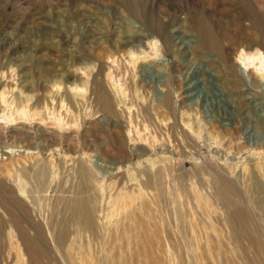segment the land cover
I'll list each match as a JSON object with an SVG mask.
<instances>
[{
  "label": "rangeland",
  "instance_id": "obj_1",
  "mask_svg": "<svg viewBox=\"0 0 264 264\" xmlns=\"http://www.w3.org/2000/svg\"><path fill=\"white\" fill-rule=\"evenodd\" d=\"M236 4L237 0H0V110H12L13 101L26 96H33L30 106L39 110L30 120L0 118V171L6 172L1 178L18 193L20 182L7 175L8 165H47L49 187L34 191L47 198V206L58 196L75 194L67 185L77 181L80 164L96 170L102 184L95 210L102 237L90 239L86 232L66 244L50 241L43 245L48 257L42 262L264 264V232L254 229V241L233 228L213 193L210 176L223 173L242 186L237 174L247 176L248 163L258 174L264 166V148H228L240 146L237 140L243 136L251 144L264 141V80L252 70L240 73L232 48L226 50V64L218 53L201 51L196 30L203 12L213 24V19L230 15ZM153 38L162 46L159 55L147 49ZM170 40L181 42V47ZM132 49L135 53L129 55ZM140 74L150 84L142 85ZM190 78L199 83L193 92L197 96L187 100L182 90ZM96 81L110 94L117 117L95 102ZM182 101L199 108V117L208 123L203 134L208 127L220 130L226 125V148L197 137L182 120L188 108H182ZM159 115L171 121L177 117L174 132ZM59 121L65 124L62 130L56 126ZM95 126L103 131L92 147L87 141L93 140ZM158 170L166 174L147 184L146 172ZM26 186L31 195V185ZM122 194L134 198L128 202ZM248 196L253 203L258 199ZM27 203L34 214L40 213ZM3 209L0 206L4 214ZM2 246L0 264H41L32 261V253L41 252L37 244L11 241Z\"/></svg>",
  "mask_w": 264,
  "mask_h": 264
},
{
  "label": "bare ground",
  "instance_id": "obj_2",
  "mask_svg": "<svg viewBox=\"0 0 264 264\" xmlns=\"http://www.w3.org/2000/svg\"><path fill=\"white\" fill-rule=\"evenodd\" d=\"M236 5H237L236 8H234V10L230 12V15H228L226 18L222 16L221 18L213 19L214 20L213 24L211 23L213 21L210 22V20L206 17V14L204 12L203 14L199 15L196 21V30L201 36L200 50L201 51L212 50L214 51V53L215 52L218 53L219 58L221 57L222 62L224 61L226 64L228 63V57H229L228 56L229 52L226 53V50L227 48H232L233 52L236 53L235 57H237L238 60L237 62L240 63V65L237 64L239 72L241 73V70H244L245 72H247L248 70L249 71L252 70L251 72H253L259 78L264 80V0H237ZM136 6L137 5H135V7ZM245 20L248 21L249 23H245ZM170 43L174 47L177 45L181 47V42L177 43L175 40H170ZM142 45L143 43L141 45H138L137 49ZM147 49H150L149 52H151L152 54L159 55L162 50V46L157 42L155 38H153L151 39V44L149 47H147ZM127 52L129 53V55H132L135 53V49L134 50L132 49L131 51H127ZM183 53L187 54L186 51H183ZM145 58L146 57H144V59ZM136 64L137 62H135V65ZM147 66H149V64ZM231 66L232 64L229 65V67ZM138 76L141 77V81L143 83L142 85L150 84V82H148L147 79L143 78L141 74ZM189 81H191L189 86L186 84L187 86L186 87L183 86V90H182L185 94L183 99H187V100L192 99L193 96H197V93H193V92H195L194 90L199 83L198 79L192 80V78H190ZM151 87L154 88V85L151 84ZM95 88H96V90H94L95 102L99 105L100 110H106L107 113L110 114L111 116L117 117L118 114L114 108L112 98L108 93V91L103 86V84L101 83V81L95 82ZM1 97L4 96L2 95ZM31 100H33V96H26L22 101L20 99L13 101L14 103H16V107H14L12 110H9L7 106L3 107V109L0 110V118L13 120V121L15 119H24V120L32 119V117L35 114L39 113V110L37 109V106L35 108L34 107L32 108L30 106L29 102ZM36 101L37 104L40 103L39 98H36ZM181 105L182 108L188 107L187 109H184L182 111L181 114L184 117L182 119L181 116V119L185 121V124L188 125L190 129L194 130V133L197 135L199 139L208 138L213 143L218 144L220 148L221 147L226 148L225 147L226 142H224L225 138L223 135L224 130H226L225 127L226 125H223L224 123L222 124V122H220L222 124L220 125L222 126V129L216 130L218 128L212 129L208 127L206 133L203 134V130H205V127H207L208 123L203 121L202 115L199 117V113H200L199 108L194 105H187L185 101H182ZM159 117L161 118L162 122L167 124L168 129L174 132L175 121L177 120V117L174 116L173 121H171V117H163V116L161 117L160 115ZM222 118L229 119L227 117H222ZM58 120L60 119L58 118ZM56 126L61 130L65 128V124L62 121H59V123L57 122ZM102 131L103 129L100 126L92 129L90 134L91 136H93V140L91 141L88 140L87 141L88 144H90L92 147L97 146L98 141L100 140V133H102ZM109 132L111 137L114 136L113 134H111L112 132L111 130ZM255 132L257 131L255 130ZM184 135L189 139H192L190 135L187 134ZM237 141L239 142L238 144H240V146H236L232 144L230 145L231 147L229 146L228 148L229 149L234 148L236 150L238 149L241 151L244 149L249 150V148L260 151L261 149L264 148V141L254 142L251 144L250 141L247 138H245V136H243L240 139V141L239 140ZM101 149H103V147L100 148V150ZM248 164L250 165L249 167L250 170H248L249 174L247 176H241L237 174V178L242 183V186H244L245 189L242 188V186L240 185L234 184L232 180L223 173H216V174L210 173V176L214 181L212 186V188L214 189L213 193L218 198V200H220L223 203L224 207L226 208L228 214V221L232 222V224L234 225L233 228L235 227L238 233L245 234L246 237H248L250 240L258 241V237H256V235L253 234L254 233L253 230L255 229V230H259V232L260 231L264 232V219L260 216V213L257 211L256 209L257 207H255L256 206L255 204H258L257 206L260 208L262 212H264V166L263 165L259 166L261 174H258V172L253 167V165H251V163ZM13 166L14 165H12V167ZM12 167H9L8 165V167H6L5 170L7 171V175L10 178L11 177L12 179L14 178L13 179L14 182L15 181H18L17 183L20 182L18 193L15 191L16 188L14 189L15 186L6 183L1 178L2 177L1 174L6 172L3 170L0 171V206L2 207L3 205L4 207L3 209L4 214L0 211V256L3 255L2 245L7 242L14 241L17 244L19 243V244H24V245L26 244L31 246L37 244L41 246L40 247L41 252L32 253V261L40 262L41 264H48V262L45 261L42 262V259L45 256L48 257L47 250L43 248L44 244L49 243L50 241H54L55 243L58 244H66L70 241L71 242L76 241L78 239L79 234L86 232L89 233L90 239L98 240L99 238L102 237L101 232L97 230L98 224L95 215V210H97L96 208L98 207V203L101 202V198H102L101 195L102 184L99 182L100 179H99V175L96 173V170L94 171L93 168L80 164L78 167V172H77L78 174L76 176L77 181L76 182L74 181L75 183H73V181L72 182L70 181L71 183L67 185L69 186L68 191L73 192L75 194L68 196H58L54 200L50 201L47 206V201H46L47 198L38 195L36 193L40 191H45L49 187L48 185L49 184L48 175L50 173L49 167L40 162L33 163L32 166L26 168L17 169ZM99 168H102L101 165L99 166ZM149 172H146L147 176L145 174V176L147 177L146 178L147 184H151V183L153 184L154 180H159L164 176V174H166L165 171H159V170L158 172L156 171V173L154 174H151ZM15 173L17 175H15ZM241 177H246V178L244 179V181H241L242 180ZM161 182L162 181L160 180V183ZM28 183L31 185L30 188V191L32 190L31 195L27 193L28 191L26 189L27 187L26 184L28 185ZM113 188L115 187L113 186ZM34 191L36 193H34ZM244 191L247 193V196H245ZM25 192L26 194H28L27 196L25 195L26 197L24 196ZM127 193L128 192L126 190V194ZM249 193L258 196V199L256 198L254 203L250 199L251 195L250 197L248 196ZM124 194L122 195L125 196L126 194L125 195ZM23 196L25 197V199L23 198ZM131 196L132 195H129L128 198L132 200V198L134 197L131 198ZM134 196H137L138 198L139 194H136ZM28 197H31V200ZM119 197L120 196H118V198ZM125 198L127 197L125 196ZM129 199L128 202L130 201ZM114 201L116 200L114 199ZM122 201L124 202L123 199ZM27 202L36 205L37 206L36 208H38L40 213L37 212L36 214H34L33 210L31 209L30 205ZM132 206L134 205L132 204ZM114 211L115 210H113V212ZM108 215H112V214H108ZM7 228H11V231H9V233H7L6 231ZM85 235L82 236L80 235L79 237L82 239V237H85ZM182 237H184V235ZM260 238L261 239L263 238L261 234H260Z\"/></svg>",
  "mask_w": 264,
  "mask_h": 264
}]
</instances>
